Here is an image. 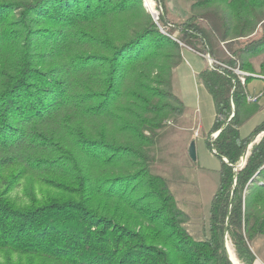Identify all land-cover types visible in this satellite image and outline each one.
Segmentation results:
<instances>
[{
  "label": "trees",
  "instance_id": "16d2710c",
  "mask_svg": "<svg viewBox=\"0 0 264 264\" xmlns=\"http://www.w3.org/2000/svg\"><path fill=\"white\" fill-rule=\"evenodd\" d=\"M155 3L165 33L143 0H0V264H232L226 240L255 264L264 105L247 87L264 77L252 63L264 0H194L178 25ZM185 48L214 62L199 77L222 167L202 240L152 169L159 136L186 113L173 78ZM22 179L40 199L9 197Z\"/></svg>",
  "mask_w": 264,
  "mask_h": 264
},
{
  "label": "rangeland",
  "instance_id": "374dc122",
  "mask_svg": "<svg viewBox=\"0 0 264 264\" xmlns=\"http://www.w3.org/2000/svg\"><path fill=\"white\" fill-rule=\"evenodd\" d=\"M143 1L145 8L149 11L146 1ZM152 1L149 0V3L155 15L149 12L154 20L158 21L159 12L155 9V0ZM193 1L166 0L167 20L177 25L184 22L190 15V6ZM184 57L183 62L175 69L173 78L174 93L185 105L186 120L181 118L172 122L159 136L157 146L152 153V169L155 174L168 180L179 208L190 216V221L186 225L187 229L194 239L202 240L205 234H208L210 206L219 187L222 167L221 160L213 153L208 142L216 117L214 101L199 77V72L206 67H212L214 62L209 55L198 56L185 52ZM208 57L212 60V64ZM252 63L256 70L260 71V66L264 65V55L252 60ZM236 72L241 78L248 75L245 73L242 75V72L238 70ZM249 76L254 78L247 87L249 97H257L259 103L264 105V77L257 74ZM199 126H202L200 136L195 137V130L191 128L196 129ZM257 140L259 137L254 142ZM193 143L196 148L195 160L190 155ZM30 183L22 179L10 190L9 197L18 205L29 204L34 198L40 199L44 187L41 188L37 180ZM228 245L235 255L229 242ZM252 250L258 263L263 264L264 237L252 243ZM5 260V255L0 254V262ZM12 261L18 262V257L12 256Z\"/></svg>",
  "mask_w": 264,
  "mask_h": 264
},
{
  "label": "built area",
  "instance_id": "2783aa9c",
  "mask_svg": "<svg viewBox=\"0 0 264 264\" xmlns=\"http://www.w3.org/2000/svg\"><path fill=\"white\" fill-rule=\"evenodd\" d=\"M156 23H157V25L159 26L161 32H162V33H165L164 29L160 26V24H159L157 21H156ZM208 59H209L210 63L212 64V60H211L209 57H208ZM242 75H245V74L242 73ZM241 81H242V84H245V79H244V78H241ZM257 99H258L257 97H254V98L249 97V100H252V101H256ZM170 124H171V123L169 122V125H170ZM217 135H218V134H214V135L212 136V141H211V143H214V141H215L216 138H217ZM194 136H195V137H199V136H200V128L195 130V132H194ZM212 151H213V153H216V150H215L214 148H212Z\"/></svg>",
  "mask_w": 264,
  "mask_h": 264
},
{
  "label": "bare ground",
  "instance_id": "6f19581e",
  "mask_svg": "<svg viewBox=\"0 0 264 264\" xmlns=\"http://www.w3.org/2000/svg\"><path fill=\"white\" fill-rule=\"evenodd\" d=\"M146 4H147V7L149 8V10L155 14V11L154 9L152 8L151 4L149 3V0H146ZM227 249H228V252H229V257L230 259L233 261L234 264H239V262L237 261L231 247L227 244Z\"/></svg>",
  "mask_w": 264,
  "mask_h": 264
},
{
  "label": "water",
  "instance_id": "95a60500",
  "mask_svg": "<svg viewBox=\"0 0 264 264\" xmlns=\"http://www.w3.org/2000/svg\"><path fill=\"white\" fill-rule=\"evenodd\" d=\"M150 11V10H149ZM151 12V11H150ZM152 13V12H151ZM153 15H155L154 13H152ZM218 136V135H217ZM190 155L191 157L195 160L196 159V148H195V143L192 144L191 148H190ZM244 165V162L243 164L241 165V167ZM227 244H228V241L226 240V250H227V254H228V257H229V252H228V249H227ZM229 260L231 261L232 264L233 261L230 259L229 257Z\"/></svg>",
  "mask_w": 264,
  "mask_h": 264
},
{
  "label": "crops",
  "instance_id": "0c3cea01",
  "mask_svg": "<svg viewBox=\"0 0 264 264\" xmlns=\"http://www.w3.org/2000/svg\"><path fill=\"white\" fill-rule=\"evenodd\" d=\"M185 52H191V53H193V54L198 55V54L195 53L194 51H191L190 49H186V48H185L184 51H183V57H184V55H185ZM198 56H199V55H198ZM184 58H185V57H184ZM206 68H207V67H206ZM204 69H205V68H204ZM182 119H183V120H186L185 115H184V117H183ZM199 128H200V130H201L202 126H201V127L199 126V127H197L196 129H199ZM196 129L193 128V127L191 128V130H193V131L196 130ZM255 264H259L257 260H256ZM263 264H264V262H263Z\"/></svg>",
  "mask_w": 264,
  "mask_h": 264
}]
</instances>
